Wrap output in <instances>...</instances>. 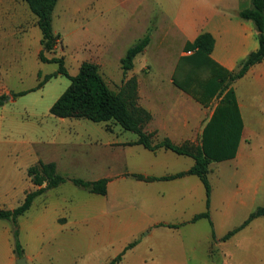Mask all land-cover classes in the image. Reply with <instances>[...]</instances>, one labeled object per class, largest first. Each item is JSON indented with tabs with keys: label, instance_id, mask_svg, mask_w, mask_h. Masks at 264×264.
Here are the masks:
<instances>
[{
	"label": "crops",
	"instance_id": "obj_1",
	"mask_svg": "<svg viewBox=\"0 0 264 264\" xmlns=\"http://www.w3.org/2000/svg\"><path fill=\"white\" fill-rule=\"evenodd\" d=\"M18 1L0 0V16L13 15ZM142 1H136L130 10L134 23L128 36L136 37V42L149 36V43L140 54L146 55L149 50L156 56L161 54L159 57L163 60L157 62L160 71L154 75L153 63L148 59L137 70L138 54L132 69L123 73L120 61L130 46L123 47L125 39L111 42L106 34H102L91 49L88 45V52L97 55V61L90 63L97 65L102 79L114 93H119L127 81L135 80L136 106L150 115L141 130L149 137L151 146L167 140L175 147L199 149L204 128L220 98L216 95L210 100L201 97L205 101L202 103L176 87L172 79L176 64L180 57L194 52L185 49L187 44H192L201 34H208L213 40L209 57L217 65L213 72L221 77L225 72L236 73L240 63L258 49L253 24L239 17L241 10L250 8L251 0ZM103 4L99 2L97 6ZM154 5L160 14L155 22L151 18ZM107 11L101 10V14ZM88 26L86 24V28ZM120 35L118 32L117 36ZM114 69L117 73L120 71V77L114 76ZM230 88L235 93L241 122L236 153L232 159L210 162L207 178L213 171L212 165H226L218 169L228 167L232 170L235 183L224 205H217L218 197L211 189L209 218L212 228L207 219L192 220L205 212L203 185L197 176L188 173L194 160L164 147L146 149L137 143L135 133L122 129L113 121L93 123L86 119H60L57 124L46 127L45 139L50 147L26 158L21 166L17 165L15 171L20 177L1 189L0 197L2 201L14 203L8 210L19 206L26 193L38 189L27 176V170L40 162L53 163L60 176L62 167L79 169L85 175H93L91 181H107L104 196L89 193L98 197L95 199L99 240L107 250L101 264H109L122 252L120 261L115 264H230L236 250L244 255L242 264H256L258 256L264 253V248H259L264 234L255 235V230H264L263 217L255 218L228 240L222 241V238L239 227L256 208L264 207V203H258L264 201V59L231 82ZM215 143L218 145L220 141L215 140ZM166 177L172 178L163 179ZM19 181L22 183H17ZM58 187L60 185L45 191L32 204ZM134 201L138 203L134 205ZM232 201L234 205L230 204ZM233 208L244 211L241 217H236ZM74 212L78 211L66 206L65 213L55 218L58 231L78 223L75 220L78 213ZM20 218L17 223L22 243ZM3 237L6 248L2 264H12L16 259L11 258L13 245L8 243L11 232L6 231ZM135 241L132 248L125 250ZM44 262L38 251L33 263Z\"/></svg>",
	"mask_w": 264,
	"mask_h": 264
},
{
	"label": "rangeland",
	"instance_id": "obj_2",
	"mask_svg": "<svg viewBox=\"0 0 264 264\" xmlns=\"http://www.w3.org/2000/svg\"><path fill=\"white\" fill-rule=\"evenodd\" d=\"M136 1L138 0H59L52 14V30L60 36V40L55 46V51L46 53L45 56L62 57L64 67L72 76L81 62L97 61L96 52L90 53L87 48L88 45L90 47L97 43L102 34H106L111 42L125 39L123 47H131L137 41L136 37L128 36L134 23L130 10ZM99 2L104 4L98 7ZM105 9L108 11L101 14V10ZM159 16V10L154 5L151 18L155 22ZM86 24H89L88 29ZM118 32H121L120 36H117ZM40 39L37 19L22 0L18 1L17 11L13 15L0 16V95L11 96L27 92L23 96L9 99L0 107V190L20 177L15 171L17 165L21 166L26 162V158L29 159L50 147L45 139V128L57 124L60 120L49 114V108L68 87L69 80L56 75L43 87L36 89L45 76L55 74L58 69L57 64L41 63L38 60ZM159 56L154 55L151 50L146 55L140 54L135 60V68L140 69L146 63L145 59H148L153 63L152 73L155 75L160 71L157 62L163 60ZM114 74L115 77H120V71L117 73L114 69ZM117 81L115 79V82ZM220 166L223 168L226 165H212L213 171L209 174L208 181L218 197L217 205H224L235 181L232 170L228 167L224 170L218 169ZM60 174L66 182L54 191L37 198L19 219L23 257L29 260L28 264H35L33 258L40 251L41 257L45 259L43 264H101L107 250L100 245L99 240L100 229L97 228L96 219L98 205L95 199L98 197L76 187L69 180L79 178L91 181L94 176L85 175L79 169L67 170L65 167L61 168ZM85 198L91 201L86 202ZM132 203L135 205L138 202ZM258 203L262 204L264 201ZM230 204L235 203L232 201ZM12 205L14 203L2 201L0 197V209H9ZM66 206L78 211L74 212L78 213L75 219L78 223L60 232L54 220L58 215L65 213ZM233 210L237 213L236 217H241L244 212L238 208ZM6 231L11 232V225L0 221V264L3 263L6 248L3 237ZM257 234L263 235L264 230H255V235ZM259 242V248H264V238ZM8 243L12 246L11 237ZM263 254L258 256L256 264H264ZM11 258L17 259L14 254ZM244 259L241 250H236L234 259L229 263L242 264ZM12 264H15V261H12Z\"/></svg>",
	"mask_w": 264,
	"mask_h": 264
},
{
	"label": "trees",
	"instance_id": "obj_3",
	"mask_svg": "<svg viewBox=\"0 0 264 264\" xmlns=\"http://www.w3.org/2000/svg\"><path fill=\"white\" fill-rule=\"evenodd\" d=\"M22 1L26 3L30 12L36 17L37 27L41 33V50L38 54V60L41 63L58 65L55 74L45 76L37 84L36 89L43 87L48 80L56 75L64 76L69 80L68 87L50 106L49 114L59 119H86L93 123L113 121L122 129L135 133L138 136L137 143L146 149L155 150L158 147H164L176 154L190 156L194 160V165L188 173L200 179L205 192V212L195 216L192 220L207 219L212 228L209 218L211 187L207 178L208 166L212 161L221 162L232 159L236 153L241 122L238 116L235 93L230 88V84L242 77L251 66L260 63L264 59V0H251L250 8L239 12L241 19L250 21L253 24L257 32L258 49L250 53L240 63L239 70L236 73L225 72L224 76L221 77L213 72V68L217 65L209 57L213 40L208 34H201L192 44H187L185 49H193L194 52L188 57H180L176 64L172 77L176 87L202 103L205 101L201 97L210 100L216 95L220 98L210 121L204 128L202 146L199 149L175 147L167 140L160 145L151 146L149 137L141 130V125L150 119V115L136 106L135 80L127 81L119 93H114L102 79L97 65L86 61L80 64L75 76H70L64 67L62 57L47 58L45 56L46 53L55 51V46L60 40V36L52 30V14L58 0ZM148 43L149 36L146 35L126 51L120 61L123 73L132 69L135 57L143 52ZM26 93L11 94V96L0 95V107L4 106L9 99L23 96ZM215 140H219L220 143L215 145ZM27 176L38 189L26 193L22 203L16 208L12 210L0 209V221L11 225L13 254L17 259L23 257V248L19 240L17 226L18 218L30 209L36 197L66 182V179L56 172L53 163L44 164L40 162L27 170ZM135 177L144 180L141 176ZM148 180L152 179L148 178ZM70 182L90 194L100 196L106 194L107 181L105 179L91 182L72 179ZM258 217L264 218V207L256 208L239 227L226 234L222 241L228 240ZM211 237L214 238L213 231ZM135 244L136 241L129 244L125 250L132 248ZM122 255L123 252L109 264L119 262Z\"/></svg>",
	"mask_w": 264,
	"mask_h": 264
},
{
	"label": "water",
	"instance_id": "obj_4",
	"mask_svg": "<svg viewBox=\"0 0 264 264\" xmlns=\"http://www.w3.org/2000/svg\"><path fill=\"white\" fill-rule=\"evenodd\" d=\"M15 264H26V259L24 257L16 259Z\"/></svg>",
	"mask_w": 264,
	"mask_h": 264
}]
</instances>
